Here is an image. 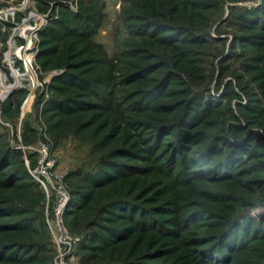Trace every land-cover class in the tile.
<instances>
[{
	"label": "rangeland",
	"instance_id": "obj_1",
	"mask_svg": "<svg viewBox=\"0 0 264 264\" xmlns=\"http://www.w3.org/2000/svg\"><path fill=\"white\" fill-rule=\"evenodd\" d=\"M185 2L203 31L170 35L189 62L172 72L142 55L166 31L125 0H0V233L26 228L2 256L264 264L257 185L208 196L222 170L245 185L260 169L241 148L257 136L243 128L264 134V0ZM131 230L156 242L140 259L119 246Z\"/></svg>",
	"mask_w": 264,
	"mask_h": 264
},
{
	"label": "trees",
	"instance_id": "obj_2",
	"mask_svg": "<svg viewBox=\"0 0 264 264\" xmlns=\"http://www.w3.org/2000/svg\"><path fill=\"white\" fill-rule=\"evenodd\" d=\"M126 4H129L124 8V12L131 17V19L138 22V26L144 28L146 26L153 25L154 28L162 27L166 33L161 34L160 37L157 38L159 42H161L164 46H153L144 49L145 54L143 56H147L145 59H155V63H162L163 68H170L172 72L177 69L185 70L184 67L189 63L186 59L185 51L182 49L183 44L176 43H167L170 35L173 37H179L181 34L190 33L194 31H203L200 27H197L194 23V16L192 14V20L187 16L188 12V4L185 0H125ZM180 31V35L177 36L174 32ZM173 33V34H172ZM149 35L148 33H145ZM167 34V35H166ZM169 34V35H168ZM86 36V35H84ZM136 57V56H135ZM141 60V58H139ZM140 63L143 62H135L132 61L130 63L131 67L135 69L141 67ZM157 65V64H155ZM156 78L155 76H148L145 80L147 82ZM146 82V81H142ZM148 85V84H147ZM217 114L222 113V108L219 107L216 111ZM251 125L255 123V121H248ZM256 127H262L264 130V123L256 124ZM251 131L254 135V142L248 148H241V150L248 151L249 154H253L257 157V165L260 167L258 171H256L257 176H254L252 180H249L247 184H243L241 180L235 178L237 172H227L223 176L222 174H215L212 179L214 180V184L216 185V189H219L221 192L214 193L209 195L213 197L215 201L219 205L227 206L226 201H230V199H235L233 193L237 192V189H244L243 186L249 187L254 185L258 189V193L264 195V134L258 130H254L251 128L242 129V131ZM255 163V164H256ZM226 172V170H225ZM1 172L0 174H2ZM227 176V177H226ZM211 177V176H210ZM229 178H231L229 180ZM122 180V179H121ZM236 189V190H235ZM252 191V190H251ZM82 199L79 196H76V200L80 201ZM186 199V198H184ZM77 201L71 206H75ZM123 215V214H120ZM123 218V217H122ZM125 219V218H123ZM6 229H3L0 233V243H2V247L0 246V262L8 263V264H20L24 263V259L21 258H13V256H2V251L5 247H8L10 244H19L20 240L23 238L25 229L19 223L10 224ZM132 234V235H131ZM227 235V234H226ZM230 235V234H229ZM136 231L131 230L130 233H124L122 240L119 242L120 249L127 250L131 249L129 252V257H133L135 259H140L144 255H147L149 252L155 248L156 242L150 236H142L139 240L136 241ZM131 244V246H129ZM1 245V244H0ZM229 247L232 246L231 240L228 243ZM16 246V245H15ZM160 251V250H159ZM158 252V251H157ZM123 256H127L123 252ZM179 255L172 256L171 258H165L164 261H168L170 259H178ZM238 258V257H236ZM238 259L235 260V262ZM238 263V262H237Z\"/></svg>",
	"mask_w": 264,
	"mask_h": 264
},
{
	"label": "bare ground",
	"instance_id": "obj_3",
	"mask_svg": "<svg viewBox=\"0 0 264 264\" xmlns=\"http://www.w3.org/2000/svg\"><path fill=\"white\" fill-rule=\"evenodd\" d=\"M30 43V42H29ZM8 55V54H7ZM23 67H25V68H29V63H28V61H25V64L23 65ZM1 76V75H0Z\"/></svg>",
	"mask_w": 264,
	"mask_h": 264
},
{
	"label": "built area",
	"instance_id": "obj_4",
	"mask_svg": "<svg viewBox=\"0 0 264 264\" xmlns=\"http://www.w3.org/2000/svg\"><path fill=\"white\" fill-rule=\"evenodd\" d=\"M27 69V68H26Z\"/></svg>",
	"mask_w": 264,
	"mask_h": 264
}]
</instances>
